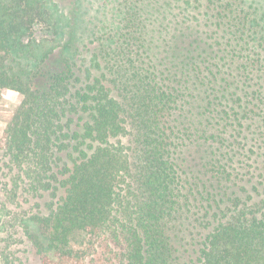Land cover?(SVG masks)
<instances>
[{"label":"trees","instance_id":"obj_1","mask_svg":"<svg viewBox=\"0 0 264 264\" xmlns=\"http://www.w3.org/2000/svg\"><path fill=\"white\" fill-rule=\"evenodd\" d=\"M96 1L0 0V264H264V0Z\"/></svg>","mask_w":264,"mask_h":264},{"label":"rangeland","instance_id":"obj_2","mask_svg":"<svg viewBox=\"0 0 264 264\" xmlns=\"http://www.w3.org/2000/svg\"><path fill=\"white\" fill-rule=\"evenodd\" d=\"M63 12L67 15H72L77 6V0H55ZM261 1V0H258ZM86 5V10L83 13H80L81 20H95V18H99L102 16V11H99V17L96 16V11L99 10V7L103 4V1L100 3L96 0H83ZM20 102V95L16 92H9L5 97L0 100V133L3 132L13 116L16 113ZM85 240V237L82 234H77L74 242L77 244H81Z\"/></svg>","mask_w":264,"mask_h":264}]
</instances>
